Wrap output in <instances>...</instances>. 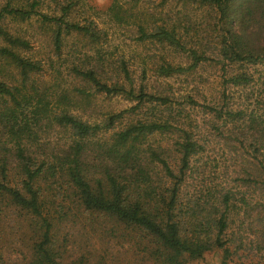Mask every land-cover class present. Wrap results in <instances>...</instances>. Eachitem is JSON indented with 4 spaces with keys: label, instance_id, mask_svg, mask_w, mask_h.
Instances as JSON below:
<instances>
[{
    "label": "trees",
    "instance_id": "obj_1",
    "mask_svg": "<svg viewBox=\"0 0 264 264\" xmlns=\"http://www.w3.org/2000/svg\"><path fill=\"white\" fill-rule=\"evenodd\" d=\"M51 1L44 10L43 0H0V222L20 220L25 238L0 264H108L94 256L93 235L121 250L117 264H190L210 251L219 264H261L264 0H159L204 9V42L177 19L157 21L142 0H110L106 15L131 26L136 43L182 60L159 55L155 85L145 61L135 75L123 57L100 52L103 29L76 19L73 0ZM33 18L56 57L69 38L92 51L78 57L72 44L51 84L9 27ZM204 63L220 71L209 94L193 90ZM96 95L129 105L98 112ZM48 132L60 136L44 152ZM72 229L78 241L69 242Z\"/></svg>",
    "mask_w": 264,
    "mask_h": 264
},
{
    "label": "rangeland",
    "instance_id": "obj_2",
    "mask_svg": "<svg viewBox=\"0 0 264 264\" xmlns=\"http://www.w3.org/2000/svg\"><path fill=\"white\" fill-rule=\"evenodd\" d=\"M64 0H62L63 2ZM74 5H72L73 12L76 19L81 20L84 17H92L98 27L102 28L104 34H101V41L98 43L97 48L100 52L105 55H109L110 58L123 57L129 62V69L133 71L136 75L139 71V65L141 61H145L147 69L146 78L147 83L155 85L157 81L152 80L153 75L149 71V67L152 63L158 59L159 55L165 58L172 59L174 61H182L177 55L169 53L166 49H161L150 43H136L133 38V28L124 24H118L108 18L105 9L109 4L110 0H73ZM48 3V4H47ZM142 6L151 11L156 17L157 21L159 19L176 20L175 23L179 21V27L183 29L182 25H186L191 31L194 32L199 39L204 42L206 39L211 38L210 34V18L206 14L204 9H198L193 6H182L179 3L173 1L167 2L164 6H160L159 0H142ZM44 10H48L53 7V2L51 0H43ZM48 7V8H47ZM9 27L12 31L20 33L24 38H26L30 44V49L27 52H22L29 57L34 59H39L43 67L42 79L46 80L48 84H51V77L54 76L53 68L55 67L59 71H63L62 64L65 54L72 45L73 48L78 49L73 55L82 57L83 52L89 55L92 51L83 48L82 43H76L72 38H69L63 47L61 57H56L51 51V47L47 36L42 32L38 21L33 18L27 22L23 23H10ZM173 57V58H172ZM50 60V64H48ZM8 69L4 72L7 73ZM13 73V71L11 72ZM64 73V72H63ZM220 75L219 68L215 63H204L197 71L193 74L195 80L194 89L200 90L206 94L213 93L216 91L218 86V76ZM176 85V84H175ZM197 87V88H196ZM182 90L189 89L188 87L181 86ZM91 104L94 105L95 110L98 112L103 111H117L121 108L129 105V102L123 100L120 96H103L96 95ZM58 133L57 129H54ZM60 134H54L51 132L43 133L41 135L42 141L40 142V150L44 152H49L51 149H56L57 142L56 137ZM61 140H59L60 142ZM211 163V162H210ZM2 228L0 229V253L1 256H10V262L14 259L15 250L18 248L19 242L25 240L21 235L23 233V227L20 226V220L15 219H3L0 222ZM65 232L67 231L64 228ZM61 232H64L63 230ZM80 231L75 229L70 230L71 237L69 242L73 239L78 241L81 236ZM98 236L93 235L91 239H87L89 242H94L90 245L93 248L94 256L102 255L104 261L110 264L111 260L114 259L115 263L121 262L123 257L121 250L117 247H113L111 243H108L105 238L97 240ZM71 250V249H70ZM72 254L75 251L71 250ZM77 253V252H76ZM220 252L210 251L205 253L201 260L194 261L190 264H219ZM123 264V263H120ZM234 264V263H228ZM244 264H248L245 262ZM253 264V263H250ZM264 264V257L261 262Z\"/></svg>",
    "mask_w": 264,
    "mask_h": 264
}]
</instances>
